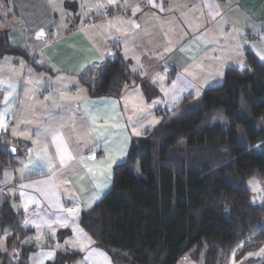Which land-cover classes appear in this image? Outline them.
Segmentation results:
<instances>
[{"label":"crops","instance_id":"crops-1","mask_svg":"<svg viewBox=\"0 0 264 264\" xmlns=\"http://www.w3.org/2000/svg\"><path fill=\"white\" fill-rule=\"evenodd\" d=\"M59 10L78 12L77 21L67 27ZM0 12L10 19L0 17V32L28 56L0 58L10 73L0 77V120L8 125L0 129V145L15 149L0 172V211L10 205L24 235L10 240L14 230L0 225V264L2 258L6 264H50L57 253H78L71 264H106L101 252L107 264H115L83 231L79 218L111 190L113 169L125 160L131 141L151 130L142 131L147 115L139 114L152 113L156 98L147 101L132 82L119 98L92 97L88 85H95L105 50L118 44L130 72L156 89L153 77L160 71L172 77L186 67L192 75L218 81L227 69H247L246 54L259 60L264 53V0H0ZM93 127L103 132L99 140ZM37 130L43 133L39 138ZM53 134L73 157L63 166ZM110 160L115 161L111 169L102 171ZM69 208L75 211L69 214ZM65 229L69 235L58 240ZM24 246L30 248L21 261ZM48 252L54 256L48 258Z\"/></svg>","mask_w":264,"mask_h":264},{"label":"trees","instance_id":"trees-1","mask_svg":"<svg viewBox=\"0 0 264 264\" xmlns=\"http://www.w3.org/2000/svg\"><path fill=\"white\" fill-rule=\"evenodd\" d=\"M0 37V58L28 57L3 32ZM246 60L247 69H227L220 86L183 98L175 107L181 110L176 122L132 140L113 169L111 190L80 215L83 231L115 264H177L182 258L219 264L233 249L241 258L264 244V203L252 205L246 187L249 178L264 176V127L255 125L264 118V63L252 54ZM99 68L95 85H88L94 98H119L131 82L147 101L159 96L149 81L130 72L116 43L107 47ZM218 120L227 121L228 129ZM7 157L0 145V172ZM0 225L14 230L10 240L24 237L8 204ZM68 235L60 230L58 240ZM28 248H22L21 261ZM79 256L57 253L50 264H71Z\"/></svg>","mask_w":264,"mask_h":264},{"label":"rangeland","instance_id":"rangeland-1","mask_svg":"<svg viewBox=\"0 0 264 264\" xmlns=\"http://www.w3.org/2000/svg\"><path fill=\"white\" fill-rule=\"evenodd\" d=\"M9 12H7V15ZM59 20L65 24L67 27L70 26L72 22L77 21L78 12L76 11H58ZM4 17V13L0 12V17ZM4 20L8 23L10 20L7 16L4 17ZM1 21H0V31H1ZM1 36V32H0ZM2 37H0L1 39ZM10 58V57H9ZM162 69H166L165 65L161 66ZM182 69V71L175 72L172 77H165L163 73L153 77V82L156 85L160 96L153 100L150 104L153 112H147L145 110L139 114V118L141 116L147 115L143 117L145 123L142 125L146 126L143 130L152 129L157 127L159 124L163 123H174L178 120L181 115V110L179 108H175L176 105L185 97L192 96L193 98H198L202 95V93L209 88H213L216 86H220L222 84L223 78L215 81V76H213V80H208L205 74H195L192 75L190 69ZM89 69L85 70L82 75H86ZM96 76H93L94 79L92 81L95 83L97 76L101 68L97 69ZM9 70L6 66L0 63V77L9 76ZM134 84V82H132ZM139 87L137 84H134ZM138 104V101H136ZM238 114H240L238 112ZM159 120V121H157ZM158 122V123H157ZM221 125L223 129H228L229 123L225 120L216 121ZM255 125L257 127H264V118H259L255 121ZM258 150V149H257ZM246 187L248 191L251 193L250 202L254 206H261L264 203V176L261 177H251L246 181ZM260 227H264V220L261 223ZM7 233L8 229L4 228ZM4 238V237H2ZM1 245V244H0ZM2 249L3 245H1ZM264 244L256 251L245 254L241 258H237L238 249H233L229 252L224 258L221 259L219 264H264ZM251 254V255H250ZM177 264H201L200 262L192 261L188 258L180 259Z\"/></svg>","mask_w":264,"mask_h":264},{"label":"snow or ice","instance_id":"snow-or-ice-1","mask_svg":"<svg viewBox=\"0 0 264 264\" xmlns=\"http://www.w3.org/2000/svg\"><path fill=\"white\" fill-rule=\"evenodd\" d=\"M108 2H109V4H112V3L115 2V0H108ZM148 2L151 4L152 3V0H148ZM103 6L104 5H99V7H103ZM136 27H138V25H136ZM120 30L121 29H117V31H120ZM37 35H38V37L39 36H42L43 35V31H41ZM249 48L251 49V46H249ZM259 60L262 61V62H264V53H262V54L259 55ZM240 63H241V65H243V61H240ZM136 70H137L136 68H133V71L134 72ZM8 88L13 89L14 88V85L9 84L8 85ZM11 95H12V92H8V95L5 96V98H4L5 112L8 111V105H9L8 97L11 96ZM92 124L93 125L96 124L95 118L92 119ZM7 127H8L7 123L5 121H3V120H0V129L6 130ZM91 131L96 133V139L97 140H99L101 138V136L103 135V132L98 131L96 127H93L91 129ZM12 134L15 136L16 135V132H13ZM136 134H138V133H136ZM42 135H43V133L41 131H39V130L36 131L37 138L41 137ZM60 140H61V137H60L59 134H53V142L54 143H56V141H60ZM11 151H15V149H11ZM45 151H47V149H45ZM56 153L59 156V159H60V162H61V166L65 165L68 161L73 160V157L71 156V154L68 151L67 145L65 143H63V142L56 143ZM92 159H95V158L92 157ZM114 162L115 161L110 160L107 163V168L106 169H101V170L102 171H106L108 169H111L112 164ZM89 172L92 173L93 170L92 169H89ZM5 176H6L5 182H7V174H5ZM110 179H111V173L109 172L108 173V177L104 181V187H107L108 186V184L110 183ZM24 187H28V186L27 185H21V188H24ZM23 195L24 194L21 193V196H23ZM98 196H99V193H97V195H96V197H94V199L95 198H98ZM61 210H63V209H61ZM67 211L69 212V214H72L75 211V209L74 208H69V209H67ZM57 222H59V218L57 219ZM24 223H25V225H27V224L30 223V221L26 220ZM49 227H51V226L49 225ZM37 239H39V237H37ZM261 251L264 252V250H261ZM99 255H101L105 259L106 264H107V260H108L107 256L104 253H102V252L99 253ZM46 256L48 258H51V257L54 256V253L53 252H48V253H46ZM86 259H87V257H86Z\"/></svg>","mask_w":264,"mask_h":264},{"label":"water","instance_id":"water-1","mask_svg":"<svg viewBox=\"0 0 264 264\" xmlns=\"http://www.w3.org/2000/svg\"><path fill=\"white\" fill-rule=\"evenodd\" d=\"M8 151H9V152H11V148H10V149H8ZM12 153H13V151H12Z\"/></svg>","mask_w":264,"mask_h":264},{"label":"built area","instance_id":"built-area-1","mask_svg":"<svg viewBox=\"0 0 264 264\" xmlns=\"http://www.w3.org/2000/svg\"><path fill=\"white\" fill-rule=\"evenodd\" d=\"M105 15H107V13H105ZM226 28H228V26H227ZM4 149H5V148H4Z\"/></svg>","mask_w":264,"mask_h":264}]
</instances>
